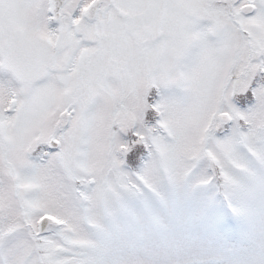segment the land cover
Segmentation results:
<instances>
[{"label":"snow or ice","instance_id":"1","mask_svg":"<svg viewBox=\"0 0 264 264\" xmlns=\"http://www.w3.org/2000/svg\"><path fill=\"white\" fill-rule=\"evenodd\" d=\"M257 178L264 0H0V264H141L134 204Z\"/></svg>","mask_w":264,"mask_h":264},{"label":"rangeland","instance_id":"2","mask_svg":"<svg viewBox=\"0 0 264 264\" xmlns=\"http://www.w3.org/2000/svg\"><path fill=\"white\" fill-rule=\"evenodd\" d=\"M244 180L245 178H241ZM247 182V181H245ZM145 212L137 205L141 264H264V187L231 204L214 186L158 188ZM235 209L237 223L229 208ZM237 224V225H236Z\"/></svg>","mask_w":264,"mask_h":264}]
</instances>
